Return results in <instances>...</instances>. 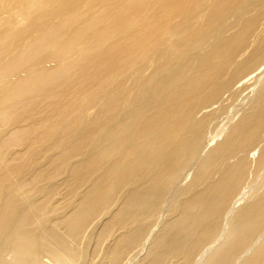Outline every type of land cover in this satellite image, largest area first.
Segmentation results:
<instances>
[{
    "label": "bare ground",
    "instance_id": "bare-ground-1",
    "mask_svg": "<svg viewBox=\"0 0 264 264\" xmlns=\"http://www.w3.org/2000/svg\"><path fill=\"white\" fill-rule=\"evenodd\" d=\"M0 264H264V0H0Z\"/></svg>",
    "mask_w": 264,
    "mask_h": 264
},
{
    "label": "rangeland",
    "instance_id": "rangeland-1",
    "mask_svg": "<svg viewBox=\"0 0 264 264\" xmlns=\"http://www.w3.org/2000/svg\"><path fill=\"white\" fill-rule=\"evenodd\" d=\"M38 1V0H37ZM22 24V22L19 24V26ZM244 95V94H246L245 92H240V93H238L237 95H235V96H233V97H231V98H228L226 101H228V102H223L222 104L224 105V111H225V114H226V112H227V114L228 115H230L234 110H236L237 109V107H239L240 105H241V103H242V96H240V95ZM227 96H226V94L225 95H223L222 96V98L221 99H225ZM216 107H217V105H215ZM215 106H213V107H211V108H216ZM228 115H226V117L228 116ZM220 124H218V126H219ZM215 130V129H214Z\"/></svg>",
    "mask_w": 264,
    "mask_h": 264
}]
</instances>
